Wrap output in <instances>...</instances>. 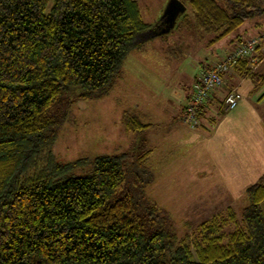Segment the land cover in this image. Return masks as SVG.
I'll return each mask as SVG.
<instances>
[{
	"label": "trees",
	"instance_id": "16d2710c",
	"mask_svg": "<svg viewBox=\"0 0 264 264\" xmlns=\"http://www.w3.org/2000/svg\"><path fill=\"white\" fill-rule=\"evenodd\" d=\"M181 1L192 13L174 27L216 56L200 71L254 34L253 51L236 59L221 89L232 70L263 86L251 61L264 43V0ZM152 26L135 0H0V264H264V174L246 188L239 217L228 209L179 236L145 196V179L128 183L123 153L57 159L73 105L107 96L142 44L137 34ZM220 42L229 49L219 52ZM122 118L127 130L148 125L136 110ZM87 162L89 173H69Z\"/></svg>",
	"mask_w": 264,
	"mask_h": 264
},
{
	"label": "rangeland",
	"instance_id": "374dc122",
	"mask_svg": "<svg viewBox=\"0 0 264 264\" xmlns=\"http://www.w3.org/2000/svg\"><path fill=\"white\" fill-rule=\"evenodd\" d=\"M135 1L142 19L155 25L169 0ZM186 12L191 14L192 10L186 7ZM181 19L177 20V25ZM254 20L248 22L257 30L261 29L254 25ZM257 21L262 22L264 33V16ZM137 37L136 41H140ZM158 37L154 42H151L153 38L141 41L134 54L129 53L124 61L119 76L130 72L135 76L130 92L126 93L127 100L118 98L113 87L102 98L77 101L72 107L71 120L63 123L58 131L54 152L57 159L64 162L81 157L91 159L98 154L123 153L121 159L128 183L137 187L136 179H145V196L167 211L180 236L192 232L214 214L226 215L228 209L239 217L246 204L243 186L259 180L264 163L261 168L251 169L243 180L231 178L229 149L224 146V138L219 136L220 130H215L217 125H211V121L222 119L225 110L216 112L213 120H204L199 125L183 122L184 111L182 115L179 112L192 76L200 71L198 57L210 56V52L201 44L194 47L191 33L182 26L173 27ZM263 53L264 44L261 51H256V57L262 59ZM162 54L168 56L167 60ZM257 69L264 73V59ZM136 105L148 111L141 119L148 124L142 131L127 130L123 124V109L134 110ZM246 110L243 108L245 120L250 124L252 120ZM257 112L264 118L263 111ZM247 129L251 127L247 125ZM255 136H243L242 141L230 142L239 147L243 143V152L250 156L252 147L256 153L257 149L264 151V143L260 145L259 141H254ZM233 141H236L235 136ZM90 169V162H87L73 167L69 173L87 174Z\"/></svg>",
	"mask_w": 264,
	"mask_h": 264
},
{
	"label": "crops",
	"instance_id": "0c3cea01",
	"mask_svg": "<svg viewBox=\"0 0 264 264\" xmlns=\"http://www.w3.org/2000/svg\"><path fill=\"white\" fill-rule=\"evenodd\" d=\"M255 30V29H254ZM152 38V37H151ZM149 38V39H151ZM156 39L159 40V37L151 39V42H154ZM148 40V39H146ZM161 41H158V44H160ZM264 44V43H263ZM263 44L259 46V50H262ZM225 45V44H224ZM223 43L220 42L216 44V47L220 50L219 52H224L226 49H229V46L225 47L224 49L222 48ZM139 47L135 48L138 49ZM134 49V50H135ZM134 50L133 52L134 54ZM130 52V53H131ZM164 59L167 60L168 56H164L162 54ZM199 58V57H198ZM215 57H210V56H201L200 59V64L198 65L199 70L203 67H206L210 65ZM264 57L261 59L260 63L256 66V70L258 71L257 68L262 64ZM163 60V59H162ZM161 60V61H162ZM160 67V66H159ZM162 67V66H161ZM198 70V71H199ZM198 73V72H197ZM197 73L192 76L191 83H190V88L188 92L186 93L185 100L181 104L180 112L179 115H182L184 111V106L185 103L188 100L189 94L191 92L192 84L195 80V77L197 76ZM260 73V72H259ZM264 74V73H261ZM135 76L130 72L127 73L126 76H120L118 81L114 85V90L113 92H116V94L119 95L118 98H125L128 94L127 92H130V83L131 80L134 79ZM239 73H237L235 70L231 71L230 74L228 75V83H233V82H239V89L241 91V99L238 105L235 108L232 109H225L223 106V103H221L223 94L226 90L225 87H223L221 90H219L216 93V96L208 99L204 105H202L204 108V114H201L199 116V122H202L204 120H213L215 118L214 114L217 112H222V110H225L226 114L223 115L221 120L211 121L212 124H215V130L221 132L220 137L224 138L225 141V147H227L228 150V155L227 158L231 159V164H230V174L231 178L233 180H243L246 178L245 176L248 175L251 172V169H256V168H261L263 167L264 163V151L263 149H257L258 152H255V148H251V154L250 156H246L245 153L243 152V143L241 144V147L238 145L231 143V142H239L243 140V136H255L254 141H259L260 145H262V142L264 143V118L258 114L257 111H263L264 112V96L262 93L263 86H259L255 79H251L248 76L242 78ZM117 89V91H116ZM124 95H122L119 91ZM123 90V92L121 91ZM256 95V96H254ZM244 97V98H243ZM243 99V102L241 100ZM127 100V99H126ZM134 110L139 113L140 117L143 119L144 116L148 114V111L144 107L140 106H133ZM132 108V107H131ZM224 108V109H223ZM243 108L247 109L246 112L248 116H250V119L252 120V123L247 124L245 120V113L243 112ZM129 109V108H128ZM127 110V108L123 109L124 111ZM146 110V111H145ZM229 110H232L230 112H227ZM218 119V118H217ZM227 120V121H226ZM247 125L251 127V129H247ZM211 127L213 129L214 127L208 126V128ZM236 137V141H233V137ZM231 141V142H230ZM227 151V150H226ZM264 174V169L262 170ZM261 173V174H262ZM254 183V182H253ZM252 184V183H251ZM250 185V184H249ZM247 185L244 189V195H245V190L249 186Z\"/></svg>",
	"mask_w": 264,
	"mask_h": 264
},
{
	"label": "built area",
	"instance_id": "2783aa9c",
	"mask_svg": "<svg viewBox=\"0 0 264 264\" xmlns=\"http://www.w3.org/2000/svg\"><path fill=\"white\" fill-rule=\"evenodd\" d=\"M258 40L256 35L247 38L234 52L225 55L223 60L213 63L209 68L199 72L197 79L193 82L190 95L184 106L183 122L195 125L198 123L197 113L209 98L225 85L226 73L232 67L237 58L247 56L253 51ZM259 59L251 61L254 68L258 65ZM227 88L222 97V103L225 109L236 107L242 97L239 89V83L226 84Z\"/></svg>",
	"mask_w": 264,
	"mask_h": 264
},
{
	"label": "water",
	"instance_id": "95a60500",
	"mask_svg": "<svg viewBox=\"0 0 264 264\" xmlns=\"http://www.w3.org/2000/svg\"><path fill=\"white\" fill-rule=\"evenodd\" d=\"M185 10L186 5L181 0H169L165 5L160 21L149 29L138 33L139 35L137 39L143 41L168 32L171 28L174 27L177 18Z\"/></svg>",
	"mask_w": 264,
	"mask_h": 264
}]
</instances>
